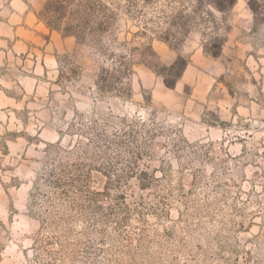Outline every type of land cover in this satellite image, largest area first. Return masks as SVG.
Listing matches in <instances>:
<instances>
[{
    "label": "rangeland",
    "instance_id": "rangeland-1",
    "mask_svg": "<svg viewBox=\"0 0 264 264\" xmlns=\"http://www.w3.org/2000/svg\"><path fill=\"white\" fill-rule=\"evenodd\" d=\"M44 1L0 0V264H264V0Z\"/></svg>",
    "mask_w": 264,
    "mask_h": 264
},
{
    "label": "trees",
    "instance_id": "trees-1",
    "mask_svg": "<svg viewBox=\"0 0 264 264\" xmlns=\"http://www.w3.org/2000/svg\"><path fill=\"white\" fill-rule=\"evenodd\" d=\"M70 1L72 0H45L40 11V17L45 19V23L50 29L62 30L64 34H73L78 37V39H81L82 29L89 19L90 8L86 0L78 1L76 13H82L80 19L73 23L74 20H68L67 17V7ZM235 3L236 0H195L196 8L200 9L204 6H210L219 12L230 10ZM248 5L253 9L252 0L248 1ZM185 65L186 61L179 56L170 65L164 68L166 72L173 73V78L169 81L165 78V74L167 75V73L164 72V83L166 86H174L176 80L185 68Z\"/></svg>",
    "mask_w": 264,
    "mask_h": 264
}]
</instances>
